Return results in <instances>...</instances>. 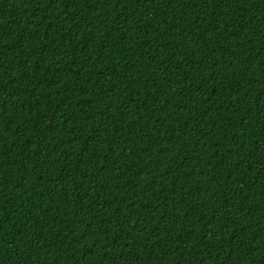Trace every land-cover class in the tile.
<instances>
[{"label": "trees", "instance_id": "obj_1", "mask_svg": "<svg viewBox=\"0 0 264 264\" xmlns=\"http://www.w3.org/2000/svg\"><path fill=\"white\" fill-rule=\"evenodd\" d=\"M0 264H264V0H0Z\"/></svg>", "mask_w": 264, "mask_h": 264}]
</instances>
